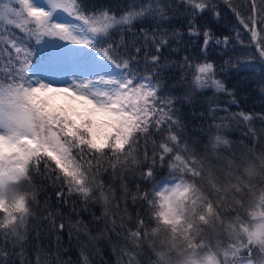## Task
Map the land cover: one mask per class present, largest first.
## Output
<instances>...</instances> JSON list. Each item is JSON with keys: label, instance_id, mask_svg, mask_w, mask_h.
Here are the masks:
<instances>
[{"label": "snow or ice", "instance_id": "6c2138e0", "mask_svg": "<svg viewBox=\"0 0 264 264\" xmlns=\"http://www.w3.org/2000/svg\"><path fill=\"white\" fill-rule=\"evenodd\" d=\"M226 3L257 40L264 0ZM185 5L188 35L204 37L202 53L228 44V36L195 23L205 12L220 18L213 0H148L119 15L86 0H0V264H62L60 239L55 255L41 248L28 255L33 206L49 186L41 217L49 233L59 237L74 218L69 241L104 240L117 264H264V114L239 113L262 125L248 127L241 142L228 138L230 122L185 135L176 100L162 95L169 67L162 50L179 35L164 25ZM65 13L77 23L62 19ZM137 21L155 26L133 31ZM114 29L131 40L111 41ZM256 49L264 60V40ZM142 53L146 75L133 68ZM182 67L193 69L194 92L233 94L206 58L193 66L185 56ZM68 197L86 207L77 210ZM96 205L101 214L84 220ZM77 264H91L83 246Z\"/></svg>", "mask_w": 264, "mask_h": 264}, {"label": "trees", "instance_id": "16d2710c", "mask_svg": "<svg viewBox=\"0 0 264 264\" xmlns=\"http://www.w3.org/2000/svg\"><path fill=\"white\" fill-rule=\"evenodd\" d=\"M148 0H86V3L95 5L97 7H111L113 12L117 15L125 11L129 5L136 3L145 4ZM165 2L179 5V0H165ZM217 9L220 12L219 19H213L211 15L205 12L203 15H198L195 18V23L199 25L200 30L210 27L215 36L222 38L224 36L229 37V42L226 46H217L210 44L206 52H201L203 45V36L188 35V20L191 18L189 13L190 9L187 5L183 7H175L170 15V19L165 23L164 27L171 33L173 31L179 33L175 36L166 46L163 51V56L166 58L165 63L169 64L166 70L164 83L167 85L162 95H171L175 100V107L178 110V115L181 117L184 125L185 135H191L194 130L207 128L210 124L231 123V127L227 129L229 139L241 142L242 135L247 131L248 127H255L259 129L262 125L259 119H256L253 124L249 125L247 122L238 119L239 113H252L254 116H260L264 114V60L259 58V52L256 49L257 43L264 40V32L259 33L257 40L251 39L250 33L245 30L237 21L236 17L229 10L226 0H213ZM243 2V0H241ZM259 3V0H257ZM247 12V7L243 9ZM136 27L133 31H138L139 28L154 27V23L137 21ZM4 28L3 24H0V31ZM238 33V35H237ZM17 36H23L19 30H16ZM121 36H124L125 40H131V34L125 30H113L111 41H115L116 44L121 43ZM139 39V38H138ZM172 49H175L173 51ZM85 51H88L85 49ZM146 51L151 53L155 49L147 47ZM40 52L36 51L35 58H39ZM191 58V64L194 66L197 63H201L206 58L213 62L217 66V72L219 79H222L227 86L228 92H217L215 89L208 88L194 92L188 87L192 79V68L182 67L184 64V57ZM231 61V64L226 61ZM133 68L139 69L141 75H146L148 65L144 59L143 53L139 58V63L134 64ZM222 70V71H221ZM192 92L191 100L184 98L185 92ZM157 141L160 140V135H156ZM166 172L167 169L160 170ZM158 172V176H159ZM139 170H137V176ZM99 178V177H97ZM105 179L108 177L105 176ZM155 183V181H153ZM135 187V185H131ZM142 188L151 189L152 184H143ZM53 194V189L44 187L40 193V207L37 209L33 206V212L36 217L33 225L34 230L31 232V240L28 246V255L31 257L32 253L37 248H41L43 253L51 250L55 255L57 245L56 240H61V246L59 248L60 259L63 262L70 261L71 264H77L80 260L81 246L83 251L88 255L91 264H117V256L113 254L109 245L101 240L98 245L88 243L87 239L81 237V243L77 244L75 239L69 241L68 229L75 223V219L65 220L67 228L59 236H55L49 233L46 223H44L41 217L44 214V209L47 207L45 199ZM69 204H75L77 210L86 207L78 198L68 197ZM95 210L97 215H100L103 209L96 205L88 207V211L83 213V219L91 221L90 213ZM115 210L114 208L112 209ZM133 216H135V210L132 209ZM65 216L67 217V210H65ZM135 226V220L133 219L131 225ZM93 235H99L97 226L92 225ZM37 233L40 234V238L37 239ZM75 235V232H73Z\"/></svg>", "mask_w": 264, "mask_h": 264}, {"label": "rangeland", "instance_id": "374dc122", "mask_svg": "<svg viewBox=\"0 0 264 264\" xmlns=\"http://www.w3.org/2000/svg\"><path fill=\"white\" fill-rule=\"evenodd\" d=\"M62 19L66 20V21H68V22H71V23H77V21H75L74 18L69 17L66 13L63 14ZM57 43H59V44H63V43H65V42H63V41H58ZM69 47H75V46H73V45H69Z\"/></svg>", "mask_w": 264, "mask_h": 264}]
</instances>
